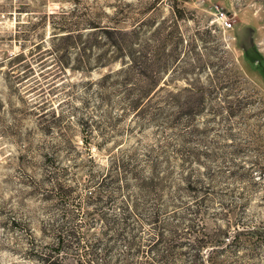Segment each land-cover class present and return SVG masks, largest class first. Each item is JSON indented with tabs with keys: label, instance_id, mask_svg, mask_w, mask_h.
Segmentation results:
<instances>
[{
	"label": "rangeland",
	"instance_id": "374dc122",
	"mask_svg": "<svg viewBox=\"0 0 264 264\" xmlns=\"http://www.w3.org/2000/svg\"><path fill=\"white\" fill-rule=\"evenodd\" d=\"M86 257L264 264V0H0V264Z\"/></svg>",
	"mask_w": 264,
	"mask_h": 264
},
{
	"label": "trees",
	"instance_id": "16d2710c",
	"mask_svg": "<svg viewBox=\"0 0 264 264\" xmlns=\"http://www.w3.org/2000/svg\"><path fill=\"white\" fill-rule=\"evenodd\" d=\"M129 52V54H128V57H129V65H131L132 66V64H134V62L136 61V59H135V56H134V54H133V50H132V48L130 47L129 48V50H128ZM57 120V119H56ZM128 187V184L127 183H125V185H123V184H121L120 185V188H122V189H126ZM111 189V188H110ZM95 190L96 191H100V187H99V185L98 186H96L95 187ZM130 207H134V208H137V206H136V204H132V205H130ZM126 208H127V205H126ZM106 220H107V218H106ZM63 234V235H62ZM67 236V237H66ZM59 238H58V244L59 245H62V243H64V242H66V241H68L69 240V238H73L74 240H76L77 241V243L78 244H81V241H82V239L79 237V236H76V234H74V232L73 231H70L68 234L65 232V233H61V235L60 236H58ZM158 237H160V238H162V234L160 233L159 235H158ZM92 247L93 246H90L89 248H87V249H83L84 250V252H86V253H88V255H90V253L92 252ZM202 248H203V246L201 245V246H199V247H197V252H198V256H199V258L201 259V256L199 255V253L201 252V250H202ZM53 254V255H52ZM52 254H50V253H47V252H45L43 255H44V257H49V259H51V260H54V259H58L57 257H58V255L57 256H54V255H56L57 253H52ZM91 256V255H90ZM87 258V257H86ZM199 259V262L198 263H196V264H202V260H200ZM87 262H88V264H95V262H94V258H87ZM99 264H105L104 262H101V263H99Z\"/></svg>",
	"mask_w": 264,
	"mask_h": 264
},
{
	"label": "built area",
	"instance_id": "2783aa9c",
	"mask_svg": "<svg viewBox=\"0 0 264 264\" xmlns=\"http://www.w3.org/2000/svg\"><path fill=\"white\" fill-rule=\"evenodd\" d=\"M212 11L215 17V20L223 30L233 29V23L230 19L229 13L219 5L215 4L212 7Z\"/></svg>",
	"mask_w": 264,
	"mask_h": 264
}]
</instances>
